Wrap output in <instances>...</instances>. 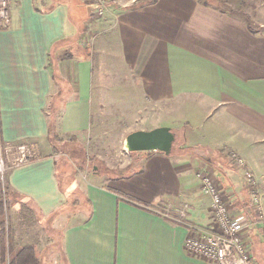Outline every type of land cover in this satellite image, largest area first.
Instances as JSON below:
<instances>
[{
	"label": "crops",
	"instance_id": "0c3cea01",
	"mask_svg": "<svg viewBox=\"0 0 264 264\" xmlns=\"http://www.w3.org/2000/svg\"><path fill=\"white\" fill-rule=\"evenodd\" d=\"M137 1L115 0L85 43L87 0H8L0 141L25 143L35 156L10 167L6 182L52 220L63 264H215L184 249L188 223L212 226L202 166L220 181L231 214L251 219L249 250L264 264V28L199 0ZM138 115L149 129H183L182 152H143L128 173L78 187L72 208L52 139L105 122L129 127ZM245 172L260 211L250 208ZM180 205L188 210L178 221Z\"/></svg>",
	"mask_w": 264,
	"mask_h": 264
},
{
	"label": "rangeland",
	"instance_id": "374dc122",
	"mask_svg": "<svg viewBox=\"0 0 264 264\" xmlns=\"http://www.w3.org/2000/svg\"><path fill=\"white\" fill-rule=\"evenodd\" d=\"M87 1L89 5L90 0ZM212 2L226 13L235 14L242 18L243 16L237 11L248 15L254 29L262 30L264 28V0H212ZM114 6H117L115 0H108L103 15L96 19L90 14L91 11L88 6L87 17L84 21L85 31H87L84 35L85 43L86 39L95 31L92 26L112 13ZM85 14L86 10L80 16H76L74 22H78V25L81 26ZM6 26L8 25L3 27ZM157 113L154 109L152 110L153 115H157ZM141 118L143 117L138 115L137 121H134L133 124L131 123L129 127L115 128L109 122H105L102 127L91 129L87 133L73 136H60L59 134L52 139L53 147L50 148L49 152L55 156L58 178L62 189L65 190L63 192L66 201H70L72 208L75 209V205L78 202V197H76L78 187L91 182L100 183L107 177L126 174L133 166L138 164V156L142 155L143 152H127L124 148V140L125 136L131 131L149 129V127H144L148 122ZM173 132L175 134V142L173 143L172 152L180 153L183 150L181 149V137L184 131L175 127ZM188 132L191 133V130L189 129ZM21 148L27 150V153L29 151L32 157L35 156L25 143L5 144L0 141V191L3 190L4 182H6L8 169L14 166L21 157ZM184 153L191 156L193 154L190 148L184 149ZM247 192L249 193V191ZM261 194L262 199H264L262 192ZM199 199L205 202L203 196L199 197ZM19 202L23 201L19 199L13 201L6 212L8 222L14 225L16 230V243L18 245L35 244L40 264H63V259L57 252V246L60 245V233L54 228V225L52 226V220L44 219L34 209H30L27 203L20 204ZM184 207H186V214L187 206L180 205L179 209ZM209 220L210 222L212 221L211 216Z\"/></svg>",
	"mask_w": 264,
	"mask_h": 264
},
{
	"label": "built area",
	"instance_id": "2783aa9c",
	"mask_svg": "<svg viewBox=\"0 0 264 264\" xmlns=\"http://www.w3.org/2000/svg\"><path fill=\"white\" fill-rule=\"evenodd\" d=\"M108 0H90L88 5L91 15L96 19L104 13ZM8 0H0V28L10 22ZM21 157L15 165L26 163L33 159L29 151L21 148ZM238 168L244 165L240 158L234 159ZM196 176L200 181L202 193L210 198L211 228L201 227L188 223L191 234L184 241V249L194 257L212 261L215 264H259L254 260L249 250L248 238L252 227V221L245 216L232 215L226 199L225 191L218 178L199 167ZM244 182L249 191V203L252 210H261V195L254 186L253 175L244 173ZM171 210V208H169ZM186 207L177 209L175 220L181 221L186 217Z\"/></svg>",
	"mask_w": 264,
	"mask_h": 264
},
{
	"label": "trees",
	"instance_id": "16d2710c",
	"mask_svg": "<svg viewBox=\"0 0 264 264\" xmlns=\"http://www.w3.org/2000/svg\"><path fill=\"white\" fill-rule=\"evenodd\" d=\"M156 0H138L134 6H142ZM205 5H216L212 0H199ZM243 16L250 30L253 29L248 15L237 11ZM21 199L18 193L11 191L7 182H4L3 190L0 191V264H40L38 250L35 244L18 245L16 243V230L14 225L8 222L6 212L8 206Z\"/></svg>",
	"mask_w": 264,
	"mask_h": 264
},
{
	"label": "water",
	"instance_id": "95a60500",
	"mask_svg": "<svg viewBox=\"0 0 264 264\" xmlns=\"http://www.w3.org/2000/svg\"><path fill=\"white\" fill-rule=\"evenodd\" d=\"M175 142V134L170 127L160 126L152 129L131 131L125 137L127 152L159 151L170 155Z\"/></svg>",
	"mask_w": 264,
	"mask_h": 264
}]
</instances>
